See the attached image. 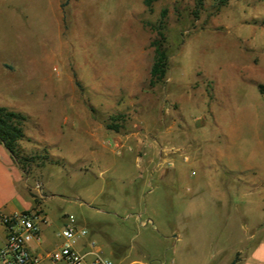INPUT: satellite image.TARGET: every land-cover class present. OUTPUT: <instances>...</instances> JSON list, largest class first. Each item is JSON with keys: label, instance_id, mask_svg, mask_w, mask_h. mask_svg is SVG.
I'll list each match as a JSON object with an SVG mask.
<instances>
[{"label": "rangeland", "instance_id": "rangeland-1", "mask_svg": "<svg viewBox=\"0 0 264 264\" xmlns=\"http://www.w3.org/2000/svg\"><path fill=\"white\" fill-rule=\"evenodd\" d=\"M0 105L27 115L42 247L68 214L114 264H221L264 238V0H0Z\"/></svg>", "mask_w": 264, "mask_h": 264}, {"label": "built area", "instance_id": "built-area-1", "mask_svg": "<svg viewBox=\"0 0 264 264\" xmlns=\"http://www.w3.org/2000/svg\"><path fill=\"white\" fill-rule=\"evenodd\" d=\"M44 221L45 215L36 210L0 214V222L6 230L0 247L3 264H114L73 214L66 215L58 232L61 240L57 247L44 253L32 250L30 243L40 239V223Z\"/></svg>", "mask_w": 264, "mask_h": 264}, {"label": "crops", "instance_id": "crops-1", "mask_svg": "<svg viewBox=\"0 0 264 264\" xmlns=\"http://www.w3.org/2000/svg\"><path fill=\"white\" fill-rule=\"evenodd\" d=\"M24 177V172L21 167L15 161L5 145L0 142V214L21 211L32 207V201L25 197V190L23 185ZM44 225H46V216L45 221L40 223V239L33 240L30 243L32 250L38 253H44L57 247L61 240L60 236L58 235V230L53 233L54 236L49 241H47L46 245H43L42 247L41 245L46 241V237L43 232ZM5 235L6 230L0 222V247L5 241ZM231 263L264 264L263 236L261 235L260 237H257L253 242V245H251L246 251H244V253H240L238 258H228L221 264Z\"/></svg>", "mask_w": 264, "mask_h": 264}, {"label": "trees", "instance_id": "trees-1", "mask_svg": "<svg viewBox=\"0 0 264 264\" xmlns=\"http://www.w3.org/2000/svg\"><path fill=\"white\" fill-rule=\"evenodd\" d=\"M155 1L156 0H144V5L150 8ZM195 1L199 7L203 5V0ZM216 1L217 6L222 7L229 0ZM152 45L154 47V60L151 68V79L153 83H156L159 82L165 74L167 56L161 42L154 41ZM260 88L262 90V85H260ZM26 119L27 115L25 113L0 105V142L9 150L23 171L29 160L22 155V148L19 142L22 139L28 138L23 129V124ZM108 126L112 127L113 125ZM114 126L117 127V125ZM36 211L41 210L38 209Z\"/></svg>", "mask_w": 264, "mask_h": 264}]
</instances>
